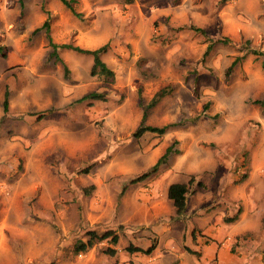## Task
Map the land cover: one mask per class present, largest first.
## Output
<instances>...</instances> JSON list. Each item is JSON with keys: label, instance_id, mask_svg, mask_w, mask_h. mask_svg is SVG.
I'll list each match as a JSON object with an SVG mask.
<instances>
[{"label": "rangeland", "instance_id": "374dc122", "mask_svg": "<svg viewBox=\"0 0 264 264\" xmlns=\"http://www.w3.org/2000/svg\"><path fill=\"white\" fill-rule=\"evenodd\" d=\"M70 7L0 0V264H264V105L253 103L264 92V0ZM63 43L106 44L112 81ZM160 88L144 124L173 125L133 137ZM93 91L105 100L76 101ZM168 146L155 172L129 182ZM170 183L190 190L178 217ZM107 229L115 244L73 251L87 230ZM152 242L149 254L124 249ZM184 242L200 258L205 244L223 255L201 261Z\"/></svg>", "mask_w": 264, "mask_h": 264}, {"label": "trees", "instance_id": "16d2710c", "mask_svg": "<svg viewBox=\"0 0 264 264\" xmlns=\"http://www.w3.org/2000/svg\"><path fill=\"white\" fill-rule=\"evenodd\" d=\"M65 7L71 9L70 7V3L74 0H59ZM42 27H44L47 31V21L44 20L42 22ZM39 29V27H36L32 30V33L36 32ZM199 31L202 32L201 29H198ZM49 44L52 47V55H55V48L57 47L56 44L52 43L50 40ZM60 47L63 48H67L71 51H74L76 53H81V54H86L89 55L91 57V65L89 68V74L90 75H97V76H101L102 78H104L107 81H112L113 79V71L100 59V54L102 52L105 51L106 48V44H103L97 48H83L80 47L78 45H71V44H67V43H63L60 45ZM210 46H207L205 51L203 52V54L205 55L208 51ZM254 53V51H252ZM237 62V60H233L231 62V64L225 69L224 74L228 75V73L230 72V69L232 68V66ZM167 93L166 88H160L159 90H157L152 97L150 98V100L148 101V103H146L143 107V111L141 114V118H140V125L136 128V130L132 133L133 137H139L141 134H143L144 132H150V133H156V134H162L167 128L168 126H172L173 124H168V125H162V126H152V125H146L144 124V120L146 118L147 115V111L153 107L161 97H163L165 94ZM7 95H8V91L6 88H4L3 91V98H2V102H1V107H2V112L5 113L7 111ZM88 99L89 101L91 100H105V95L101 92H89L85 95H83L82 97L76 99V101H81V100H85ZM253 103L255 104H259L261 106L264 105V92L261 96V98L258 99H254ZM43 113H38L37 116L40 117V115H42ZM170 152V147L168 146L164 152L157 158V160L155 161V163L147 170H145L144 172H141L140 174H137L136 176L132 177L129 182H136L139 180H142L144 178H146L147 176H149L151 173L155 172L158 165L163 163L166 160V157L168 156ZM243 178V176H242ZM192 181V178L189 179L188 183L190 184ZM190 192L189 188H188V184L186 183H170L167 188H166V197L167 199H169L172 203V206L174 208V212L176 217L180 216L183 214L184 212V208H185V198L188 195V193ZM228 221H231L233 218L229 217L227 218ZM86 235V239L83 240H77L74 245H73V251L77 254L80 252H84L87 248L91 247V245L93 244V242L95 240H104V239H108V241L111 244H115L117 241V235L115 234V232L111 229H107L104 230L102 233L97 234L95 233V231L93 230H87L85 232ZM192 236H193V232H192ZM154 243L152 242L150 245H148L145 248H141L138 246H133L131 244H128L124 249L127 252H139L142 254H149L153 249H154ZM183 249L190 253V254H194L196 256L199 255V253L196 250H192L190 249L188 246L183 245L182 246ZM104 253H106L107 255H114L115 253V249L111 246H107L104 249Z\"/></svg>", "mask_w": 264, "mask_h": 264}, {"label": "crops", "instance_id": "0c3cea01", "mask_svg": "<svg viewBox=\"0 0 264 264\" xmlns=\"http://www.w3.org/2000/svg\"><path fill=\"white\" fill-rule=\"evenodd\" d=\"M168 186V185H167ZM167 188V187H166ZM188 196V195H187ZM187 196H186V198H187ZM166 198V197H165ZM186 198H185V203H186ZM167 199V198H166ZM184 213V212H183ZM184 235L185 234H183V237H184ZM194 235V234H193ZM49 245V244H48ZM174 245V244H173ZM183 245H185V246H188L185 242L183 243ZM182 245V246H183ZM50 246V249H52V248H54V245H49ZM208 245L207 244H205V246L203 247V248H201V252H202V255H201V258H200V252L199 251H197L198 253H199V256H197L198 258H200V260L201 261H205L206 259H209L210 258V255H209V251H212V255H223V251L221 252V253H217V252H215L214 250H213V248H209V247H207ZM189 247V246H188ZM183 248V247H182ZM190 249H192V250H195L194 248H191V247H189ZM174 249L177 251V250H179V247H177L176 245H174ZM28 257V255H26V257L25 258H27ZM173 261H175V260H173ZM172 262V261H171Z\"/></svg>", "mask_w": 264, "mask_h": 264}]
</instances>
